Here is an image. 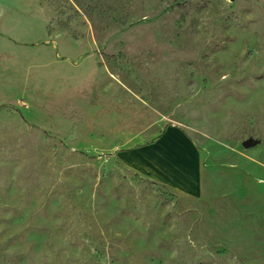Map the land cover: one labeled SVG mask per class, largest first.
I'll list each match as a JSON object with an SVG mask.
<instances>
[{
  "label": "rangeland",
  "instance_id": "rangeland-1",
  "mask_svg": "<svg viewBox=\"0 0 264 264\" xmlns=\"http://www.w3.org/2000/svg\"><path fill=\"white\" fill-rule=\"evenodd\" d=\"M170 126L199 197L118 158ZM0 264H264V0H0Z\"/></svg>",
  "mask_w": 264,
  "mask_h": 264
},
{
  "label": "crops",
  "instance_id": "crops-1",
  "mask_svg": "<svg viewBox=\"0 0 264 264\" xmlns=\"http://www.w3.org/2000/svg\"><path fill=\"white\" fill-rule=\"evenodd\" d=\"M118 158L132 171L182 194L199 197L204 191L199 151L176 126L150 144L120 152Z\"/></svg>",
  "mask_w": 264,
  "mask_h": 264
}]
</instances>
